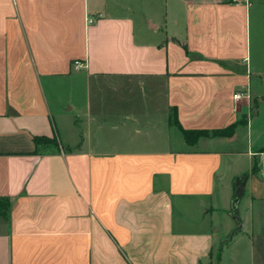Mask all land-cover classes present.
I'll return each instance as SVG.
<instances>
[{"label": "crops", "instance_id": "0c3cea01", "mask_svg": "<svg viewBox=\"0 0 264 264\" xmlns=\"http://www.w3.org/2000/svg\"><path fill=\"white\" fill-rule=\"evenodd\" d=\"M0 207V264H264V0H0Z\"/></svg>", "mask_w": 264, "mask_h": 264}, {"label": "trees", "instance_id": "16d2710c", "mask_svg": "<svg viewBox=\"0 0 264 264\" xmlns=\"http://www.w3.org/2000/svg\"><path fill=\"white\" fill-rule=\"evenodd\" d=\"M235 131V126H231L226 130L218 131L217 133L225 136V137H231L233 136ZM186 141L189 145H195L198 141V139L203 135V132H195V131H184ZM42 138H35L36 144L39 146L42 144ZM6 207H0V211L6 210Z\"/></svg>", "mask_w": 264, "mask_h": 264}, {"label": "built area", "instance_id": "2783aa9c", "mask_svg": "<svg viewBox=\"0 0 264 264\" xmlns=\"http://www.w3.org/2000/svg\"><path fill=\"white\" fill-rule=\"evenodd\" d=\"M234 2H240V3H245V4H247V5H250L251 3H252V0H233ZM77 68H81L82 67V65H81V63L80 62H75V64H74ZM243 98V95L242 94H236V95H234V99L236 100V101H239V100H241Z\"/></svg>", "mask_w": 264, "mask_h": 264}, {"label": "rangeland", "instance_id": "374dc122", "mask_svg": "<svg viewBox=\"0 0 264 264\" xmlns=\"http://www.w3.org/2000/svg\"><path fill=\"white\" fill-rule=\"evenodd\" d=\"M241 209V208H240ZM237 210L234 208V212H236ZM241 212V211H240ZM233 236L232 235H230V237H228L229 239L230 238H232ZM232 248V247H231ZM217 249L214 251V257L216 256V254H217ZM230 253H227L226 254V257H228L229 256V254H231V252H232V249H230V251H229Z\"/></svg>", "mask_w": 264, "mask_h": 264}]
</instances>
